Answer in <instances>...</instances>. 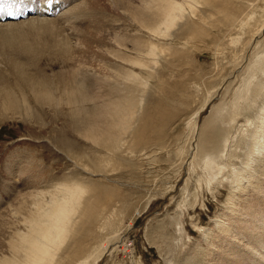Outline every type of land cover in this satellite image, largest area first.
<instances>
[{"label":"rangeland","instance_id":"374dc122","mask_svg":"<svg viewBox=\"0 0 264 264\" xmlns=\"http://www.w3.org/2000/svg\"><path fill=\"white\" fill-rule=\"evenodd\" d=\"M61 1L59 14L17 21L68 26L65 11L83 0ZM140 1L84 0L97 7L59 35L68 55L6 50L0 39V91L20 101L0 110V227L21 206L23 231L36 200L81 184L79 229L57 264H253L257 241L249 247L240 231L243 212L264 204V148L251 142L264 133V0L200 2L203 21L185 14L194 22L160 39ZM152 41L159 49L141 69L114 56L136 57ZM128 95L138 103L121 131L113 101ZM18 239L0 235L3 263L19 256L8 246Z\"/></svg>","mask_w":264,"mask_h":264},{"label":"bare ground","instance_id":"6f19581e","mask_svg":"<svg viewBox=\"0 0 264 264\" xmlns=\"http://www.w3.org/2000/svg\"><path fill=\"white\" fill-rule=\"evenodd\" d=\"M87 1L89 2L90 0H87ZM200 2L206 5L212 4V0H203V1L201 0H141L140 3H138V5L142 11H145L147 13L148 19H150V17H152L153 19L154 24H153V27L151 28L153 35L152 34L151 35L154 36L153 37L154 39L155 37L160 39L162 37H167L166 35L170 31L171 27L179 24L178 21L184 20L183 22L184 24H187V26H189L192 22H194L193 19L188 20V17L185 18V14H189L190 17L198 16L199 17L198 20L201 19L203 21L202 16L201 15L199 16L197 14V9L201 6L199 4ZM62 4H63V1H62ZM87 4L84 5V0H83L77 4H74L67 11H65V13L63 12L64 13L63 17L65 18V20H67L70 23V25L68 26H65L64 23L63 25L62 24L58 25L51 21L38 20V19H28L26 21L16 20L14 22H4V23L0 22L1 43L5 45V47L7 48L6 50L13 47L15 50L17 49L19 53L28 52L30 50L39 51L43 49L44 46L53 45L54 48L58 49L60 53H62L63 55H68L69 50L67 47H64V44H66V41L63 38H60L59 35L63 31H65L67 28L71 30L73 34V30L75 29L76 25L82 21V17L84 16V14L90 11L91 9H95L97 7L96 6L97 3H90V5L88 6ZM52 7L55 8L56 5H53ZM97 23L95 25H97ZM98 24L100 25V23ZM141 25L147 28H150L147 24H141ZM9 31H12L10 33L11 35L7 34ZM12 34H16V35H12ZM30 37L32 38L30 39ZM111 39L116 44H120L116 36L112 37ZM84 40L85 41L91 40L92 42L95 41L96 40L95 34L93 33L86 34L84 36ZM88 41H86L85 44ZM146 45L147 46L145 48H142V49L138 48L135 51L139 53V55L136 57L134 55H133L134 57L132 56L130 57L128 54V56L124 58L123 56L116 55V53L114 54V56L115 58L120 57V60L119 59L117 60L119 64H125L126 66H129L123 69L130 70L131 72H132V67L134 66L141 69L146 64V58H148L149 55L157 54L156 50L159 49L157 46V42H154V41L148 42ZM14 49L11 53L15 51ZM142 55L145 57L143 58ZM121 59L122 61L125 60V62H122ZM10 61H15V59H11ZM10 74L17 75V72H10ZM18 74H22V73L18 72ZM128 75L129 73L126 76V79L129 77ZM133 77H136V76H133ZM144 82L145 81L142 80L141 78L136 77V83H138L139 86H144L145 85ZM133 96L132 95H128L127 97L124 96L122 97L119 103H118L119 100L117 102H115V100L113 101L114 105L117 108L115 109L113 107L116 111L115 112L113 111L114 113L113 112L112 113L114 114V116L118 114V118L120 120L118 126L121 128V131L125 130V125H124L125 123H123V121L125 120L126 122L130 120L128 118L132 117L131 116L132 110H134L135 104L138 103L136 101L137 99L135 100ZM13 97L14 95L12 93L5 92L4 94V90H1L0 91V110L3 108L7 109L8 107H11L13 105L20 107L18 105L20 101L15 100ZM120 107L124 111L119 110L118 108ZM128 123L129 122H127V124ZM119 132L120 130L115 132V134L119 135ZM258 132L259 133L253 136V139L251 142H253L254 146L258 145L259 147L264 148V133L262 132L261 129ZM115 134H113L114 137L112 139L119 140L118 135L115 136ZM247 157L249 158L250 156H247ZM248 164L249 163H247V165ZM245 168H246V165L241 166L238 171L240 173L239 176H236L235 178L231 180L232 182L231 189H233V191H234V188H233L234 185L239 184L241 180L243 179L241 176L242 175L241 173L242 171L246 172ZM251 175H253V173H251ZM84 193H85L84 186H82L81 184H73L70 189L68 186H64L62 188H59L57 190V193L54 190L50 192L49 193L50 199L47 202L43 200H40V201L36 200V202L33 203V205L35 206V216L31 217V223L26 225L23 231L21 232H19L20 230L16 227V222L26 219L28 215L23 214L20 211L21 206H18L15 212L14 213L12 212L10 216L11 219H10L9 224H6L3 227L4 231L0 227V235L2 237L3 234L4 235L7 234V237H13V239L19 236V239H18L20 242L19 245L13 244L12 242L13 240L8 242L9 250L17 252L19 256H16V258L15 257L8 258V260H6L4 263L8 262V264H57L55 252L58 251L59 253V251L61 250L63 246L64 241L66 242L74 233L78 232L79 223H78V220L72 221L73 219L72 214L74 213L76 205L78 203H79V206L82 204L81 198L84 199ZM262 194L264 195V193ZM30 197L33 198V197H36V195L30 196ZM262 206L263 207L259 209V211H256L257 214H255L256 213L254 212L255 210H250V209L247 210L248 212H243L244 218L246 217L248 218V220L242 219L244 221H242L241 225H244L243 228H246V229L242 231H240L239 229V231L242 233V236L246 238V240L249 242V247L252 243L257 241V251L254 250V256L251 258V260H254L252 261L253 264H258V260L263 257V254L261 251L264 250V230H262V228L264 229V204ZM79 215L81 219L84 218L82 212ZM81 219H79V222ZM1 220H2V217L0 218V221ZM76 225H77V229H76ZM80 248H81V245H80ZM65 249L66 247L64 248V250ZM246 250L247 249H245L244 251ZM3 255H4V251H0V256H3ZM4 263L0 259V264H4Z\"/></svg>","mask_w":264,"mask_h":264}]
</instances>
